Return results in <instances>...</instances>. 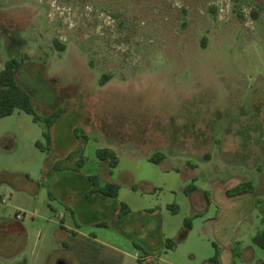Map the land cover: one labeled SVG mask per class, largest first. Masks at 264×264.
Here are the masks:
<instances>
[{"label": "rangeland", "instance_id": "obj_1", "mask_svg": "<svg viewBox=\"0 0 264 264\" xmlns=\"http://www.w3.org/2000/svg\"><path fill=\"white\" fill-rule=\"evenodd\" d=\"M213 1L0 0V69L21 59L37 111H60L52 143L0 116V264H264V0ZM106 180L118 197L87 199Z\"/></svg>", "mask_w": 264, "mask_h": 264}, {"label": "trees", "instance_id": "obj_2", "mask_svg": "<svg viewBox=\"0 0 264 264\" xmlns=\"http://www.w3.org/2000/svg\"><path fill=\"white\" fill-rule=\"evenodd\" d=\"M213 12H216V6L213 4L210 6ZM241 17L244 16L242 11H238ZM252 13L257 16L258 10L254 8ZM55 43L60 49L65 48V44L61 42L58 38H55ZM22 66V61L18 57L11 56L5 61V65L0 69V116H4L12 113L16 108L24 109L33 114L35 120H42L46 123V128L44 130V135L48 141V143H52L53 141V133L52 126L55 120L59 117L60 111L53 110L51 113L47 115H42L34 106L33 96L30 91L18 80L17 74L19 69ZM111 76V74H104L101 78V82L104 83ZM37 144L43 148V144L38 140ZM97 156L106 160L108 164L113 167L116 166L119 162V155L116 150L111 146H102L96 149ZM164 157L163 152H157L151 156V159L159 162ZM81 163H84L85 156L81 155L79 158ZM80 163V164H81ZM93 183H96V179L99 178L98 173H94L90 175ZM254 183L250 179H245L239 181L236 185L227 188L226 191L229 195H239L250 191L253 189ZM195 188V184L193 182L187 185V191ZM93 191V190H92ZM120 191V183L115 180H106L104 183L99 184V187L95 189L92 193H87V196H90L94 193H102L105 195H109L117 198ZM120 209L119 215L129 214L131 212V207L124 200H119ZM253 240L264 247V228L257 231V233L253 236ZM167 246L173 247L175 246V242L170 238L166 239ZM139 247H144L139 245ZM218 254V252H217ZM212 261L216 262L217 259L214 256Z\"/></svg>", "mask_w": 264, "mask_h": 264}, {"label": "crops", "instance_id": "obj_3", "mask_svg": "<svg viewBox=\"0 0 264 264\" xmlns=\"http://www.w3.org/2000/svg\"><path fill=\"white\" fill-rule=\"evenodd\" d=\"M87 196V195H86ZM103 196H105V194H102V193H94V194H92V195H90V196H87V199H91L92 197H95V198H101L102 199V197ZM72 213H73V215H75V212H74V210H72ZM128 214H125V215H119V211L117 210L116 211V218H117V221L118 222H122V221H124V219H125V217L127 216ZM78 223L75 221V224L73 225V224H66L65 222L62 224V229H65L66 230V232H68V233H70L69 235H72V234H74L75 235V237H77L78 236V234H83V235H86L87 237H92V234L91 233H86L85 231H82L81 229H80V227H78V225H77ZM94 239H96L97 237L96 236H94L93 237ZM151 241L152 242H154V239L153 238H151ZM62 242L63 243H66V239H62ZM148 244H150V243H148ZM153 260V257L152 258H149V260Z\"/></svg>", "mask_w": 264, "mask_h": 264}, {"label": "built area", "instance_id": "obj_4", "mask_svg": "<svg viewBox=\"0 0 264 264\" xmlns=\"http://www.w3.org/2000/svg\"><path fill=\"white\" fill-rule=\"evenodd\" d=\"M232 2L233 0H214L213 4L216 6V10H218L219 13L222 14L224 11L227 12L230 9ZM16 216L17 218L21 219L24 217V212L22 210H18Z\"/></svg>", "mask_w": 264, "mask_h": 264}, {"label": "flooded vegetation", "instance_id": "obj_5", "mask_svg": "<svg viewBox=\"0 0 264 264\" xmlns=\"http://www.w3.org/2000/svg\"><path fill=\"white\" fill-rule=\"evenodd\" d=\"M61 260V261H60ZM56 264H70L69 262H67L64 258H59L56 262Z\"/></svg>", "mask_w": 264, "mask_h": 264}, {"label": "water", "instance_id": "obj_6", "mask_svg": "<svg viewBox=\"0 0 264 264\" xmlns=\"http://www.w3.org/2000/svg\"><path fill=\"white\" fill-rule=\"evenodd\" d=\"M61 261V260H60Z\"/></svg>", "mask_w": 264, "mask_h": 264}]
</instances>
